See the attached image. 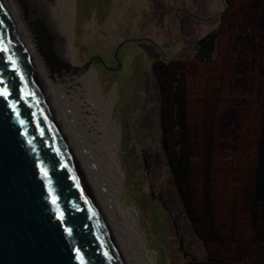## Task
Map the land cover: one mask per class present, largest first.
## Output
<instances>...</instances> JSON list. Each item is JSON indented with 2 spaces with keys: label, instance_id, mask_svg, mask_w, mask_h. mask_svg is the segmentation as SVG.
Returning <instances> with one entry per match:
<instances>
[{
  "label": "rangeland",
  "instance_id": "374dc122",
  "mask_svg": "<svg viewBox=\"0 0 264 264\" xmlns=\"http://www.w3.org/2000/svg\"><path fill=\"white\" fill-rule=\"evenodd\" d=\"M72 23L64 35L70 67L88 71L118 132L120 210H132L151 264H184L187 251L205 260L213 248L196 237L182 210L161 149L160 123L172 122L170 94L160 92L152 64H183L193 171L198 176L203 99L221 88L216 112V197L227 211L254 163L264 70V0H67ZM67 17V15H66ZM218 31L209 64L194 60L195 40ZM90 64L85 67V64ZM232 264H254L258 251L238 206ZM237 248V249H236ZM264 251V250H263ZM257 264H264L262 260Z\"/></svg>",
  "mask_w": 264,
  "mask_h": 264
},
{
  "label": "water",
  "instance_id": "95a60500",
  "mask_svg": "<svg viewBox=\"0 0 264 264\" xmlns=\"http://www.w3.org/2000/svg\"><path fill=\"white\" fill-rule=\"evenodd\" d=\"M34 28L51 52L44 30ZM0 264H126L4 0Z\"/></svg>",
  "mask_w": 264,
  "mask_h": 264
},
{
  "label": "trees",
  "instance_id": "16d2710c",
  "mask_svg": "<svg viewBox=\"0 0 264 264\" xmlns=\"http://www.w3.org/2000/svg\"><path fill=\"white\" fill-rule=\"evenodd\" d=\"M218 31H210L195 41L194 60L209 64L216 52ZM160 92H168L172 105V122L160 123L161 149L168 172L178 194L182 210L193 234L213 251L205 260H197L181 245L179 250L184 264H232L227 248L237 246L236 228L238 206L247 218L251 230L250 244L258 251L254 264L262 260L264 250V70L260 96V115L255 141L254 163L240 182L238 197L228 199L227 211L216 197V112L221 93L220 87L210 85L203 99L199 152L196 158L198 176L193 171L188 121V80L186 68H177L163 60L152 64ZM237 249V248H236Z\"/></svg>",
  "mask_w": 264,
  "mask_h": 264
},
{
  "label": "bare ground",
  "instance_id": "6f19581e",
  "mask_svg": "<svg viewBox=\"0 0 264 264\" xmlns=\"http://www.w3.org/2000/svg\"><path fill=\"white\" fill-rule=\"evenodd\" d=\"M4 3L59 113L125 263L151 264L133 211L120 210L122 179L116 162L119 135L111 117L114 101L105 103L89 72L69 65L72 59L64 35L70 32L72 15L67 0ZM35 26L44 30L51 52L44 49Z\"/></svg>",
  "mask_w": 264,
  "mask_h": 264
},
{
  "label": "crops",
  "instance_id": "0c3cea01",
  "mask_svg": "<svg viewBox=\"0 0 264 264\" xmlns=\"http://www.w3.org/2000/svg\"><path fill=\"white\" fill-rule=\"evenodd\" d=\"M207 33H208V32H207ZM207 33H205V34H207ZM205 34H204V35H205ZM202 36H203V35H202ZM202 36H201V37H202ZM199 38H200V37H199ZM199 38H198V39H199Z\"/></svg>",
  "mask_w": 264,
  "mask_h": 264
},
{
  "label": "flooded vegetation",
  "instance_id": "af4514ba",
  "mask_svg": "<svg viewBox=\"0 0 264 264\" xmlns=\"http://www.w3.org/2000/svg\"><path fill=\"white\" fill-rule=\"evenodd\" d=\"M212 31H214V30H212ZM196 40H197V39H196ZM196 40H195V41H196Z\"/></svg>",
  "mask_w": 264,
  "mask_h": 264
}]
</instances>
